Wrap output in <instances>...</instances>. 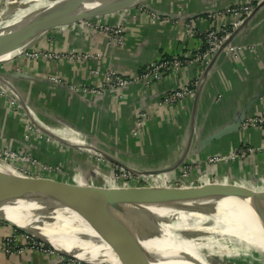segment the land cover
Here are the masks:
<instances>
[{
  "label": "crops",
  "instance_id": "obj_1",
  "mask_svg": "<svg viewBox=\"0 0 264 264\" xmlns=\"http://www.w3.org/2000/svg\"><path fill=\"white\" fill-rule=\"evenodd\" d=\"M245 1L154 0L152 6L147 7L150 10L134 8L130 12L102 18L97 23L122 24L124 27V44L116 47L107 44L105 34L85 29L80 24L47 34L32 45L33 50L50 46L63 53L86 51L99 57L83 61L71 56L52 61L20 56L12 60L7 69L4 66L2 71L5 73L19 72L34 78L11 81L10 88L22 98L20 112L22 108L30 107L38 121L34 122L35 127L43 133L49 130L55 141L51 147L43 141L36 142L38 138L32 135L25 141L24 124L17 119L14 108L7 101L0 100V147L30 149L37 156L45 157L50 150L59 152L60 147L78 153L74 148L82 141L85 145L92 144L99 149L101 156L93 164L85 157L86 151L81 159L77 158L79 170L76 171L83 170L84 173L73 182H87L85 176L87 170L91 172V166L109 170L103 159L113 156L118 165L129 171L165 169L158 175L162 179L174 180L186 169L185 186L222 185L249 191L264 190V151L261 150L264 148V130L239 127L218 140H204L237 121L243 108L248 112L247 116L264 112V3L231 35L228 43L238 48L232 56L220 52L207 62L193 59L179 70L166 71L159 81L147 86L130 84L118 92L107 90L100 96L89 97L76 91L84 86L100 85L108 68L129 75L140 72L150 61L160 57L202 54L207 31L232 29L234 18L224 15L223 9ZM189 25L195 27L193 35ZM48 77L61 79L67 85L51 84ZM199 81L200 85H197ZM183 84H192L198 94L196 100L191 96L176 103L161 104L164 94ZM30 91L34 93L30 94ZM139 112L145 113L141 128L135 124ZM74 140L80 142L73 144ZM247 146L257 150L245 159L211 161L225 156L234 147ZM84 162L85 169H82ZM108 175L101 173L104 183L107 182L104 187L111 186L118 197L128 198L126 187L120 188L122 184L108 179ZM159 180L158 177L154 179L155 187H158ZM133 184L140 185L139 182ZM217 200L199 199L195 195L185 197L175 191L168 199H144L143 202L152 207L221 204L234 199L224 197ZM249 209L247 212L260 214L264 207L250 203ZM14 230L0 223V264H52L53 256L37 252L5 254L2 242Z\"/></svg>",
  "mask_w": 264,
  "mask_h": 264
},
{
  "label": "bare ground",
  "instance_id": "obj_2",
  "mask_svg": "<svg viewBox=\"0 0 264 264\" xmlns=\"http://www.w3.org/2000/svg\"><path fill=\"white\" fill-rule=\"evenodd\" d=\"M138 1L76 0L71 3V0H8V3L2 7L3 13L0 14V63L10 62L44 36L53 24L38 25L37 21L47 16L67 10L76 11L95 7H104L113 11L125 10L134 8L138 5L134 2ZM27 25L30 26L27 34L17 37L20 29ZM0 173L3 176L0 179V199L12 197L20 204L6 209L7 216L14 222L19 221L15 210L24 208L23 202L34 198L44 200L58 198L44 186L20 176L1 162ZM234 204L237 205L194 219L191 214H188L184 221L178 222L179 229L164 233V240L171 249L176 264H209L210 259L199 254L198 243L200 241L204 243L211 238L216 239L221 246L232 250L245 261L264 264V214L247 212L250 210V203H245V207L241 205L242 203L234 202ZM198 205L200 204H166L148 208L160 220H165L176 215L185 218L182 213ZM57 217L59 219L45 223L27 224L22 221L19 223L41 232L57 249L74 255L81 262L93 263L84 253H79L82 251L81 242L89 240L92 245L100 248H125L129 251L134 249L149 254L150 256L144 257V262L141 261L140 264H162L141 238L135 222L113 214L84 219L76 213L65 212L58 213ZM185 234H191L194 238L190 239L188 236L190 239L188 240L184 237Z\"/></svg>",
  "mask_w": 264,
  "mask_h": 264
},
{
  "label": "water",
  "instance_id": "obj_3",
  "mask_svg": "<svg viewBox=\"0 0 264 264\" xmlns=\"http://www.w3.org/2000/svg\"><path fill=\"white\" fill-rule=\"evenodd\" d=\"M264 2H260L252 15L248 16L243 23L235 29L228 39L222 44L219 50H221L232 38V34L239 30L241 26L249 20L255 12ZM137 6V5H136ZM134 6V7H136ZM129 8L125 9L128 10ZM131 9V8H130ZM145 9L150 10V8L145 7ZM213 11V10H212ZM113 12L112 9H107L104 7H95L88 8L82 10H67L64 12H58L56 14H52L42 19L41 21H37L38 25H44L46 23H52L54 28L62 26H69L76 23H81L83 21L88 20H97L102 16H113L115 14H111ZM30 26H24L18 32L17 37L24 36L27 34ZM50 32V31H49ZM43 37V36H42ZM41 37V38H42ZM40 38V39H41ZM39 39V40H40ZM38 40V41H39ZM31 47V46H30ZM220 52V51H219ZM217 56V54H216ZM0 78H2L7 83H11L14 80H24L30 79L34 80L33 77L29 75L20 74L19 72H0ZM203 76L200 81H202ZM49 83L55 84L47 78ZM200 81L197 85H200ZM60 85V84H56ZM65 86V85H64ZM195 100L198 98V94L195 92ZM248 112L243 108L242 115L239 119L233 122L231 125L226 126L204 139L206 142H210L211 140H218L223 135L228 134L234 130H238L239 127L242 126L243 121L247 117ZM32 118V116H31ZM34 119V118H32ZM133 174L139 173L135 170H130ZM165 169L162 170H147L144 171L146 174L150 176V174L160 175L165 172ZM32 182L36 184H40L45 188L49 189L53 193H55L58 198L53 200H44L41 198H34L27 200L22 204L24 208H16V215L19 217L18 220L22 222H26L27 224L33 223H45L50 222L56 218L58 213L65 212H73L78 214L84 219H90L92 217H96L98 215H117L127 221H132L137 224L138 232L142 239L145 240L147 245L150 247L151 252L154 256L160 261L162 264H176L175 257L168 247L167 243L164 240V233L171 232L175 229H179V221H184L187 217L186 215L191 214L192 219L206 216L220 210H223L228 207L236 206L234 202L237 203H259L264 207V190L262 191H249L244 189H239L232 186L223 187L222 185H202V186H184V187H174L171 183L170 187L166 186V183H163L161 187V182L159 181L158 187L156 186H139V187H129L125 185L126 192L128 198L118 197L115 194V190L110 188H100L98 186H90L87 185V182H71L70 184H60L55 183L54 185H50L48 182H42L31 179ZM171 190H174L185 197H189L191 195H195L199 199H221L224 197H232L234 200H227L224 203H206L200 204L194 208H190L182 213L185 215V218L179 217L178 215L170 217L165 220H160L155 213H153L147 206L144 205V199H168L171 196ZM15 198L9 197L5 199H0V223H3L16 231H19L29 237L33 238L36 241H39L49 247H51L55 252L60 255L70 257L72 259L78 260L74 255L63 251L62 249H57L50 241L47 236L33 230L26 225H21L19 221L14 222L11 220V217L7 216V208H13L19 206V202L14 200ZM217 200V201H218ZM27 206V207H25ZM188 223V221H186ZM144 258L141 259L144 262ZM106 264V263H100Z\"/></svg>",
  "mask_w": 264,
  "mask_h": 264
},
{
  "label": "rangeland",
  "instance_id": "obj_4",
  "mask_svg": "<svg viewBox=\"0 0 264 264\" xmlns=\"http://www.w3.org/2000/svg\"><path fill=\"white\" fill-rule=\"evenodd\" d=\"M75 1L76 0H71V3H74ZM260 1L264 2V0H260ZM260 1L259 2L255 1L254 3L251 2V4H249L252 7L251 12L248 15H245L240 22H236L237 20H233V26H232L231 30L237 29L248 16L252 15L253 12L255 11L257 5L260 3ZM7 3H8V0H0V14L3 13V9H4V8H2L3 5H5ZM134 3L138 4L134 8H142V7L145 8L148 6H152V4L154 3V0H139L138 2H134ZM134 8L128 9L126 11L123 10V11L113 12L111 14L113 15V14H121V13L130 12ZM108 16L104 15L102 17H99V19H97L95 21H89V20L87 21L86 20V21H83L81 23H76V24H80L85 29L88 28L89 30L96 31L94 29L95 23L97 24V22L99 20H102V18H104V19L109 18ZM72 25H75V24H72ZM64 27L65 26H62V25L60 27H57V28L52 27L51 30H48L42 38H44L47 34L49 36V34L51 35L52 33H54L59 28H64ZM224 31L225 30H222V32L219 34H222ZM222 44H221V46H222ZM221 46H219V48H217V50L215 51V53L213 55H216V54L218 55L220 52L221 53L223 52L224 54H229L230 56H232V54L234 53L233 48L235 47V45L228 43L221 50H219ZM32 47L33 46L25 49L22 53L15 56L13 60L20 58V56H25V53L30 54L31 51L33 50ZM83 53H86V51ZM10 62L0 63V72L5 67H6L5 69H7V66L10 64ZM32 93H34V92L30 91V94H32ZM0 100H5V101H7V103L11 104L12 108H14V110H15L14 112H16V114H17V119L19 121H22V123L24 124L23 127H25V129H26V132L24 133V137H23L24 140L25 139L29 140V138L32 135L33 138L34 137L36 139L38 138L36 140V142L43 141L51 147L52 142L55 141L54 138H52V136H50L51 132H49V130H48V131L43 133V132H40V130H38L35 127L34 122L37 121L36 115L32 114L31 110L29 109L30 107L29 108H22L23 111H22V113L20 112L21 111L20 101L22 100L21 96H19V94H17V92L13 91L10 88V84L7 83L6 81H4L2 78H0ZM17 105L19 107H17ZM31 116L34 119H32ZM76 142L79 143L80 140H77V141L74 140L73 144H76ZM91 145L92 144L85 145V144H83V141H82L81 145H78V147L75 146L76 148H74V150H76L78 153H75V152L69 150L70 148L68 149V148L60 147L59 152L58 151L55 152L56 149L54 151L50 150L48 153L49 155L47 154L45 157L44 156H37V154H35L30 149H21L20 150V149H10V148H5V147H3V148L0 147V162L3 163L4 165H6L7 167L11 168L14 172L18 173L20 176H23V177H26L29 179L34 178L35 180H38V181L48 182L50 185H54L55 183H60L61 185L62 184L63 185L64 184H70L75 179L77 180L78 175H83V173H84L83 170L82 171H76V170H79V169H77V166H78L77 164L79 161L78 159H81V155L84 154L85 151L87 152V155H85V157L88 158V160H90L89 163H92V164L94 163V161H96L101 156L100 155L101 152L99 151V149H97L96 147L94 148ZM51 151H53V152H51ZM89 151H91V152H89ZM102 155H103V153H102ZM107 157L108 158L106 160H105V158L103 160L105 161L104 163H107L106 166H108L107 168H109V170H104L106 167L104 169H102L101 166L100 167L93 166L94 168L91 166V169H90L91 172H89L87 170V176H85L87 179V185L98 186L100 188H102V187L104 188V186H107V182L104 183L105 181L101 178V173L105 172V173H107V175L109 174L108 179H112L115 183L120 182L122 184V187H120V188H122V189H123V185L125 186L128 184H129V187H132V188L136 187L133 184L134 182L129 181V179L123 180V179L117 178V176L122 174V172H123V174L125 176L132 174L137 178L136 182L140 183V185L138 184L137 187H139V186H141V187L142 186H146V187L154 186L153 181L156 177H158L160 179L159 181H162L161 187L163 186V183H166V186H168V187H170L169 183H172L173 186L177 187V188L185 186V185L179 186V185H182V181H179V185H176L172 181V179H169V178L162 179L156 174H150V176H149L148 174H146L144 172V171L147 172V170H139L138 169L135 171H137L139 173V175L133 174V172L131 173V171L124 169L120 165H118L114 161L113 156L111 157V159L109 158V156H107ZM112 159H113V162H112ZM84 164H85V162L81 164L82 169H85ZM121 170H123V171H121ZM2 178H3V176L0 173V179H2ZM177 178H182V176L180 175V177H177ZM126 182H127V184H126ZM110 187L111 186H109L108 188H110ZM45 189H47V188H45ZM48 191H50V190L48 189ZM174 192L175 191L172 190V193H174ZM50 193L55 195V193H53L52 191H50ZM178 194H180V193H178ZM159 199H161V197H159ZM151 200H154V199H151ZM241 205L244 207L246 206L245 203H242ZM261 211H262L261 213L264 214V210H261ZM188 236L190 237V239L194 238L191 234L190 235L189 234L184 235V237L186 239L190 240ZM196 240H198V238H196ZM215 242H216V244H215ZM81 243H82L81 244L82 246L80 247V249L82 251L86 250L84 255L87 257V259H90L91 262H93L92 264H100V263H106V264H140L141 260H139V259H143L144 257L150 256L149 254H146L144 252H140L138 250L136 251L134 249L129 251L125 248H117L116 249V248H110V247H108V248L107 247H101V248L96 247V246L92 245L89 242V240H84ZM199 244H201V245H199ZM203 244H205V245H203ZM198 247H199V252H200L199 254L210 259L209 264H259L258 262H255V261H253V262H250L249 260L245 261L244 259H242V258L238 257L236 254H234L232 252V250H230V249L227 250V248L225 246H221L218 243V241L216 239H213V238H211L209 240H205L204 243H201V241H200L198 243ZM86 264H88V263H86Z\"/></svg>",
  "mask_w": 264,
  "mask_h": 264
},
{
  "label": "built area",
  "instance_id": "obj_5",
  "mask_svg": "<svg viewBox=\"0 0 264 264\" xmlns=\"http://www.w3.org/2000/svg\"><path fill=\"white\" fill-rule=\"evenodd\" d=\"M260 1V0H254ZM261 2V1H260ZM251 1L247 0L241 4H234L227 6L223 9V14L226 16H230L237 20L236 22H240L245 15H248L251 12ZM210 15V14H208ZM158 17V16H157ZM95 21V20H89ZM94 29L98 32H101L106 35L107 37V44L110 47H116L124 44L125 35H124V27L122 24H117L114 26H109L102 23H95ZM189 30L191 35L195 32L194 25H189ZM224 31L222 34L221 32L209 30L205 33V47L202 54H198L195 57H185L182 55H174L170 57H160L156 60L150 61L145 68H143L140 72L132 73L129 75H123L118 70L108 68L104 72L103 82L100 85H93V86H84L80 89L76 90L78 93L84 96H100L105 91L109 90L110 92H118L122 88L126 87L130 84H143L145 86L151 85L159 81L163 74L168 71H176L179 70L182 66L188 65L194 59L198 62H207L209 58L215 53L217 48L221 46V44L226 41V39L230 36V34L234 31ZM234 54L238 52V48H233ZM25 56L29 59H43V60H59L63 58H70L71 56H76L77 59H81L86 61L87 59L95 56L99 57V55L91 54L89 52L81 53L76 51H71L68 53H63L57 50H50V49H34L31 51L30 54H26ZM48 79L55 84L60 85H67L61 79L55 77H48ZM196 81V80H195ZM197 82V81H196ZM195 83V82H194ZM195 96V90L192 84H183L177 89L167 92L164 94L160 101L161 104H171L176 103L184 98ZM11 105V104H10ZM145 119V113L139 112L137 113V120L135 122L137 128H141L143 126V120ZM242 127L252 128V129H259L264 130V112L263 113H256L251 116H247L242 123ZM262 148L261 150H263ZM257 148L247 146L244 148L234 147L231 151L228 152L225 156H218L216 158H212L211 161H218L222 158L225 159H232L241 158L245 159L247 156L252 155L255 153ZM123 171V170H121ZM186 175V169H183L181 174L182 178H176L172 180L176 185H179V181H182V185H184L183 177ZM117 178L119 179H129L131 182H136L137 178L130 174L125 176L122 174L118 175ZM177 182V183H176ZM127 184V182H126ZM172 184V183H171ZM173 185V184H172ZM2 250L5 254L11 256L15 254H23L25 252H37L41 254H46L54 257L52 264H86L85 262H81L79 260L71 259L67 256H63L55 252L50 247L46 246L45 244L34 240L33 238L25 235L19 231L14 230L11 234L5 237L4 241L2 242Z\"/></svg>",
  "mask_w": 264,
  "mask_h": 264
},
{
  "label": "trees",
  "instance_id": "obj_6",
  "mask_svg": "<svg viewBox=\"0 0 264 264\" xmlns=\"http://www.w3.org/2000/svg\"><path fill=\"white\" fill-rule=\"evenodd\" d=\"M47 49H50V50H52V48L50 47V46H48V48Z\"/></svg>",
  "mask_w": 264,
  "mask_h": 264
}]
</instances>
